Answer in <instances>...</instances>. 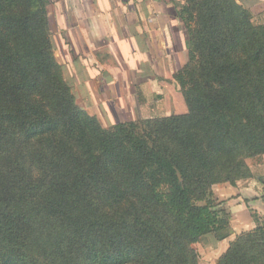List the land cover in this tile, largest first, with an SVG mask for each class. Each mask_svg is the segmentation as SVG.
I'll list each match as a JSON object with an SVG mask.
<instances>
[{
  "label": "trees",
  "instance_id": "obj_1",
  "mask_svg": "<svg viewBox=\"0 0 264 264\" xmlns=\"http://www.w3.org/2000/svg\"><path fill=\"white\" fill-rule=\"evenodd\" d=\"M179 13L196 25L194 63L174 74L187 112L140 133L76 104L46 0H0V264H197L192 243L230 233L192 184L219 169L233 184L240 156L264 153V23L235 0ZM251 217L216 264H264V216Z\"/></svg>",
  "mask_w": 264,
  "mask_h": 264
},
{
  "label": "crops",
  "instance_id": "obj_2",
  "mask_svg": "<svg viewBox=\"0 0 264 264\" xmlns=\"http://www.w3.org/2000/svg\"><path fill=\"white\" fill-rule=\"evenodd\" d=\"M65 4L74 32L64 33L63 40L73 55L79 102L101 119L129 120V93L148 84L168 83L179 64L166 5L162 0H65ZM76 45L83 47L79 59ZM260 193L263 198L254 199ZM215 194L234 195L228 203L233 234L254 225L250 208L264 214V184L252 179L240 186L216 187Z\"/></svg>",
  "mask_w": 264,
  "mask_h": 264
},
{
  "label": "rangeland",
  "instance_id": "obj_3",
  "mask_svg": "<svg viewBox=\"0 0 264 264\" xmlns=\"http://www.w3.org/2000/svg\"><path fill=\"white\" fill-rule=\"evenodd\" d=\"M162 1L167 7L165 8V11L168 13V20L171 22V25L175 31L177 42L175 52L179 64L178 66L173 68V72L168 80V83H164L158 86L156 84H148L144 87V89H138L133 93H129L128 106L129 110H131V118L129 120L123 121L134 122L137 125L138 131L140 133H145L149 129L148 125L154 118L167 117L187 112V106L184 101V97L182 95L179 83L174 77V74L178 71L185 73V71H187L194 63L190 57L192 49L191 29L194 30L193 28H195L196 25L193 21H190V28H188L185 23V18L183 19L180 16L179 11L186 0ZM235 1L248 11L251 17V21L254 24L264 23V0ZM46 2L51 22L50 38L53 46V55L61 65L63 79L70 87L76 104L87 114L94 116L104 128H112L113 125L119 122H123H113L112 119H101L98 115L93 113V111L87 110L86 105L84 106L83 103L79 102L80 97L77 94L78 84L73 73V67L75 66H72L73 63H71L73 55H70L71 52L68 51L69 47H67V43H65L63 40L64 33L68 31L73 34L74 32V30L71 29V25L69 24V12L67 11L65 0H46ZM171 44L172 39L169 46L171 47L170 50L172 49ZM75 47L77 55L75 53L74 54L79 59V57H82L83 47L80 45H76ZM83 61L85 60L83 59ZM156 89L160 92H155ZM85 100L87 102V98H84V101ZM240 159L242 163L245 164V166L242 165L239 170H234V173H232L235 179L233 184L225 179L227 172H223L221 169L213 170L212 175L208 177V183H205L201 186H197V184L195 183L192 184V187L194 188V195H196L197 197L194 200V203L212 204V208L222 211L221 215L227 218L229 226L231 224L232 211L228 203L232 198H234V195L225 194V197L220 198L215 194L216 187H222L225 185L240 186L248 179L254 180V182H256L258 185L264 184V153L255 155L243 153L240 156ZM0 162H2V166H4L5 171H8L9 166H12L9 163L8 155L1 156ZM119 174H122L121 170H119ZM261 197L263 198L262 194L260 193L254 199ZM248 199L249 198H244L245 202ZM251 211L256 210L250 208V216ZM257 213L261 216H264V214H262L261 212ZM254 228L255 223L251 228L243 231H238L236 233L234 232L233 234V230H231L230 226V233L225 238L220 240L216 239L213 233L202 235L196 242L191 244V247L196 253L197 264H216L218 259L226 252L230 244L234 242L238 236L243 233L249 232Z\"/></svg>",
  "mask_w": 264,
  "mask_h": 264
}]
</instances>
